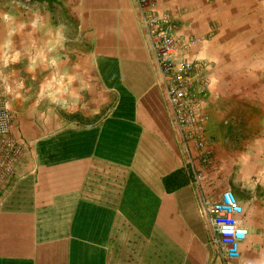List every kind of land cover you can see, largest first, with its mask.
<instances>
[{
    "label": "crops",
    "instance_id": "crops-1",
    "mask_svg": "<svg viewBox=\"0 0 264 264\" xmlns=\"http://www.w3.org/2000/svg\"><path fill=\"white\" fill-rule=\"evenodd\" d=\"M74 4V19L95 43L94 70L111 108L100 120L72 111L67 124L30 125L22 118L24 97L10 94L23 154L0 197V264H227L200 207L204 195L235 188L236 180L249 235L228 264H264V184L235 171L249 139L237 136V143L232 131L221 130L239 105L225 107L231 96L214 94L218 72L210 71L206 146L188 147L137 0ZM155 8L178 17L181 35L198 37L189 59L222 63L212 6L156 0Z\"/></svg>",
    "mask_w": 264,
    "mask_h": 264
},
{
    "label": "rangeland",
    "instance_id": "rangeland-1",
    "mask_svg": "<svg viewBox=\"0 0 264 264\" xmlns=\"http://www.w3.org/2000/svg\"><path fill=\"white\" fill-rule=\"evenodd\" d=\"M74 3L0 0V105L15 113L10 94L24 97L28 111L22 117L25 124H67L72 111L90 114L88 120L95 121L111 108L112 98L99 85L94 70L95 43L83 30L82 21L74 19ZM196 3L202 11L212 6L218 19L211 26L212 32L221 31L222 63L217 66L203 61L210 71L218 72L214 94L231 96L232 100L224 101L225 107L239 105L236 119L224 116L221 130L232 131L237 143L239 136L250 140V149L235 171L252 173L255 181L260 178L264 184V0ZM36 109H42L44 116ZM16 118L19 128V116ZM248 150L250 161L243 163ZM233 187L230 189L237 197V191L243 195L241 181L236 180ZM261 189L260 201L264 203V187Z\"/></svg>",
    "mask_w": 264,
    "mask_h": 264
},
{
    "label": "built area",
    "instance_id": "built-area-1",
    "mask_svg": "<svg viewBox=\"0 0 264 264\" xmlns=\"http://www.w3.org/2000/svg\"><path fill=\"white\" fill-rule=\"evenodd\" d=\"M137 2L173 121L186 146L192 144L204 149L209 118L205 103L210 94V70L208 63L186 56L197 38L193 34L181 35L178 17L158 12L156 0ZM14 124V113L0 105V197L23 154V146L14 136ZM205 155L210 156L211 151L206 149ZM200 212L208 217L215 242L226 263L239 259L240 247L248 237L249 229L244 222V206L237 195L231 189L215 197L204 195Z\"/></svg>",
    "mask_w": 264,
    "mask_h": 264
}]
</instances>
